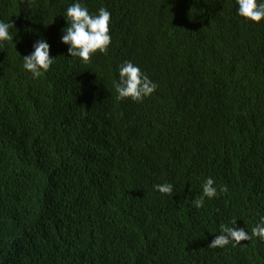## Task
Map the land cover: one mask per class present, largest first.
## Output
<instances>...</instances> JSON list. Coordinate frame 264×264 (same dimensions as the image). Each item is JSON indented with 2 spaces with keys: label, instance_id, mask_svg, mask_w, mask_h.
I'll use <instances>...</instances> for the list:
<instances>
[{
  "label": "trees",
  "instance_id": "obj_1",
  "mask_svg": "<svg viewBox=\"0 0 264 264\" xmlns=\"http://www.w3.org/2000/svg\"><path fill=\"white\" fill-rule=\"evenodd\" d=\"M77 2L111 14L88 64L62 43ZM238 7L0 0L15 26L0 43V264H264L257 237L208 248L264 217V20ZM41 39L55 60L33 78L23 57ZM126 61L157 85L140 103L116 99ZM208 178L217 196L197 209Z\"/></svg>",
  "mask_w": 264,
  "mask_h": 264
},
{
  "label": "clouds",
  "instance_id": "obj_2",
  "mask_svg": "<svg viewBox=\"0 0 264 264\" xmlns=\"http://www.w3.org/2000/svg\"><path fill=\"white\" fill-rule=\"evenodd\" d=\"M237 3L238 15L244 20L254 23L264 20V3L258 0H237ZM65 19L68 27L63 30L62 43L69 46V56L78 57L84 64H88L97 52L107 55L111 43L109 34L111 14L107 9L102 7L98 14L93 16L86 7L77 2L67 8ZM11 27H15L13 23L0 22V43L12 39L9 33ZM54 60L50 56L49 44L41 39L34 44V51L23 57V67L32 73L33 78H39L50 69ZM114 86L118 94L117 100L131 99L137 103L151 96L157 88V85L143 75L137 66L127 61L120 66L119 82H114ZM214 183L212 178H208L202 185V196L193 201L197 209L204 206L205 197L212 199L217 196ZM154 187L162 195L170 196L173 192V185L170 183L157 184ZM221 191L226 192L227 188L223 187ZM231 225H221V234L215 236L208 248H224L230 243L235 247L243 241H251L253 237L264 241V217H261V222L252 228L250 235L244 228L236 227L235 220L231 221Z\"/></svg>",
  "mask_w": 264,
  "mask_h": 264
}]
</instances>
